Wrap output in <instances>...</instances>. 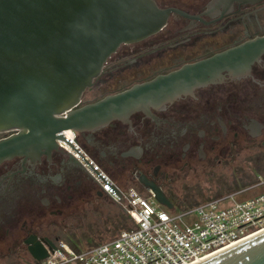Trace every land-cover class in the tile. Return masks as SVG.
<instances>
[{"label": "flooded vegetation", "instance_id": "obj_1", "mask_svg": "<svg viewBox=\"0 0 264 264\" xmlns=\"http://www.w3.org/2000/svg\"><path fill=\"white\" fill-rule=\"evenodd\" d=\"M153 1L161 10H173L165 25L142 41L120 45L79 106L264 36V0ZM87 93L94 96L84 101ZM151 114L137 112L129 124L114 121L90 136L69 131L110 177L154 198L146 185L151 184L173 209V200L190 192L192 176L211 173L244 148L264 147V55L244 76L225 75L222 83L196 89ZM79 164L57 142L49 154L0 164V246L22 244L28 253L25 242L31 237L56 245L60 223L47 218L62 216L77 202L107 198Z\"/></svg>", "mask_w": 264, "mask_h": 264}, {"label": "water", "instance_id": "obj_2", "mask_svg": "<svg viewBox=\"0 0 264 264\" xmlns=\"http://www.w3.org/2000/svg\"><path fill=\"white\" fill-rule=\"evenodd\" d=\"M171 11L153 0H0V135L10 133L0 139V164L49 154L58 139L71 146L58 135L64 130L90 136L114 121L129 124L137 112L152 117V109L222 83L225 75L244 76L264 55L261 36L79 106L118 47L159 32ZM146 185L159 205L172 208ZM25 244L36 263L56 249L54 242L35 237ZM198 264H264V232Z\"/></svg>", "mask_w": 264, "mask_h": 264}, {"label": "built area", "instance_id": "obj_3", "mask_svg": "<svg viewBox=\"0 0 264 264\" xmlns=\"http://www.w3.org/2000/svg\"><path fill=\"white\" fill-rule=\"evenodd\" d=\"M58 135H63L109 186L121 194L119 198L69 144L56 140L100 185L97 184L103 195L121 204L134 226L82 251L57 243L41 264H194L264 232V190L239 201L234 196L242 191L227 194L169 215L153 197H144L134 188L122 189L79 147L69 130Z\"/></svg>", "mask_w": 264, "mask_h": 264}, {"label": "rangeland", "instance_id": "obj_4", "mask_svg": "<svg viewBox=\"0 0 264 264\" xmlns=\"http://www.w3.org/2000/svg\"><path fill=\"white\" fill-rule=\"evenodd\" d=\"M93 96L87 93L83 100L87 101ZM111 178L122 189L126 188L124 179ZM188 184L191 190L186 198L173 200V210L165 209L169 215L177 214L189 208V205L196 206L217 194L224 196L239 190L242 192L235 194L236 201L251 197L264 190V147L258 143L252 148H244L236 159H228L224 165L211 173L192 176ZM123 220L129 221L121 204L109 198L94 200L90 204L77 202L62 216L47 218V222L60 223L56 243L68 244L76 251L113 239L118 232L127 229ZM0 264H35V261L29 256L24 245L4 244L0 246Z\"/></svg>", "mask_w": 264, "mask_h": 264}, {"label": "trees", "instance_id": "obj_5", "mask_svg": "<svg viewBox=\"0 0 264 264\" xmlns=\"http://www.w3.org/2000/svg\"><path fill=\"white\" fill-rule=\"evenodd\" d=\"M237 191H239V190H237ZM237 191H233V192H237ZM233 192H230V193H233ZM230 193H228V194H230ZM221 196H223V195H220L219 196V194H217V195H215V197H213V198H208V199H205L206 201H210V200H213V199H216V198H218V197H221ZM206 201H204V202H206ZM191 206H193V205H189L188 207H191ZM128 219H129V217H128ZM123 223L125 224V227L127 228V229H130V228H132L134 225H133V223L131 222V220L129 219V221H125V220H123ZM116 236V235H115ZM93 246H95V245H93ZM92 247V246H91ZM90 248V247H89ZM35 264H41V263H36L35 262Z\"/></svg>", "mask_w": 264, "mask_h": 264}, {"label": "bare ground", "instance_id": "obj_6", "mask_svg": "<svg viewBox=\"0 0 264 264\" xmlns=\"http://www.w3.org/2000/svg\"><path fill=\"white\" fill-rule=\"evenodd\" d=\"M244 241H245V240H244ZM232 246H235V245H232ZM232 246H231V247H232ZM231 247H229V248H231ZM229 248L223 249V250H221V251H219V252H223V251H225V250H227V249H229ZM219 252H218V253H219ZM211 256H213V255H211ZM211 256H210V257H211ZM200 262H201V261H198V262H196V263H194V264H198V263H200Z\"/></svg>", "mask_w": 264, "mask_h": 264}]
</instances>
